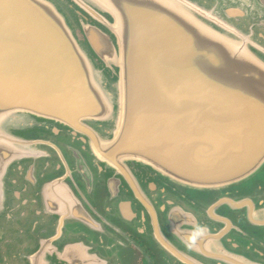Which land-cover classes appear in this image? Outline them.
Listing matches in <instances>:
<instances>
[{
	"label": "water",
	"instance_id": "water-1",
	"mask_svg": "<svg viewBox=\"0 0 264 264\" xmlns=\"http://www.w3.org/2000/svg\"><path fill=\"white\" fill-rule=\"evenodd\" d=\"M57 1L0 0V264L28 263L20 255L30 250L4 242L3 235L23 220L24 207L36 204V196L25 193L34 194L38 174L51 169L62 184L74 175L86 189L94 176L108 175L104 181L112 189L121 183L138 189L140 205L155 216L152 207L165 215L166 205L153 194L156 189L148 186L144 194L128 163L149 167L176 189L210 197L216 192L218 198L264 168V63L249 50L247 36L229 33L240 29L235 19L244 17L239 2ZM69 6L94 22L81 18V35L105 68L117 70L114 81L95 68L76 37L65 17ZM36 118L43 121L41 140L24 142L7 133L36 129L34 121L23 123ZM109 195L112 205H124L116 193ZM58 201L65 206L59 213L64 220L77 216L66 210L78 207L70 190ZM258 202L206 200L191 215L202 220L208 214L227 226L222 207L246 209L255 231H243L234 219V246L260 255L257 264H264V205L256 209ZM166 204V223H177L184 203ZM226 236L220 229L209 237L216 242ZM182 238L196 244L195 231ZM175 242L185 248L181 236ZM167 245L183 264L197 263Z\"/></svg>",
	"mask_w": 264,
	"mask_h": 264
},
{
	"label": "flooded vegetation",
	"instance_id": "flooded-vegetation-1",
	"mask_svg": "<svg viewBox=\"0 0 264 264\" xmlns=\"http://www.w3.org/2000/svg\"><path fill=\"white\" fill-rule=\"evenodd\" d=\"M232 2H239V5H242L241 11L244 12V17L235 19L240 29L233 27L229 33H240L244 37L247 36L249 50L264 63V0H232ZM72 8L73 6L68 7L72 18L70 27L76 32L79 41L83 43L95 68L101 70L109 80L114 81L117 70L105 68L91 49L87 48L81 35L79 20L87 18L90 24L94 22L80 11L81 17L77 16L75 12L78 10ZM106 18L109 20L108 17ZM97 27L104 33H108L101 26L97 25ZM110 41L113 43L114 39L110 37ZM32 121L36 124V129L32 131H18L14 134L8 128L7 133L12 134L9 136L15 140L21 138L24 142L32 139L41 140L44 132L42 130L43 121L36 118L35 120L27 119L23 123L30 125ZM29 125L23 124V128H29ZM50 126V130H60L58 126ZM27 159L28 162L33 160L32 158ZM128 167L141 182L144 194L149 195L148 186L151 189H156L153 194L157 195L160 202L166 205L163 207L165 215L155 206L152 207L155 216L148 209L142 207L139 202L138 189L132 192L123 183L116 184L118 188L112 189L113 184L104 181L108 175L94 176L89 188L86 189L79 184L74 175L70 176L73 178L72 181L66 178L62 184L59 180L61 175L51 169L50 173L41 174V178L38 174L39 179L35 183L34 194L29 195L30 192L26 191V195L36 196V204L24 207L20 211L23 212V220L17 221L15 228H10L12 231L9 233L5 231L4 242L24 245L26 249L30 250L29 253L20 255L22 260L28 262L23 264H183L178 257L169 253L166 243L184 259L197 262L194 264H232L229 262L231 260H248L253 264L258 263L260 255L241 253V248L234 246V219L238 223V228L242 227L243 231L248 229L255 231L251 227L254 224L248 221L249 216L246 215V209L232 212L222 207L220 218L229 220L230 225L227 226L215 221L208 214L204 215L202 220H196L191 213L199 210L200 202L206 200L215 203L219 200L227 202L244 198L254 202L260 200L264 205V169L259 173L260 175L253 176L251 180L249 179L240 187L235 186L223 190L218 198L216 192H213L210 197L208 193H198L179 187L176 189L169 184L166 178L161 177L149 167L129 163ZM139 181H137V185ZM65 189L70 190L78 202L76 204L78 207L66 209L68 212L77 211V216L69 215L66 220L59 215L60 212H65V206L58 201V197H62ZM79 193L84 198L75 196ZM109 193H116L124 205L118 206L113 202L115 205H112L108 201ZM246 194H249L250 197ZM52 195V199L49 197L45 201L40 198ZM173 200L176 203H184L178 209L185 214L177 219V223L167 224L166 209L168 212L169 207L166 202ZM129 202L131 205H128ZM261 203L256 204V209L263 208ZM19 227H22V231ZM220 229H223L227 236L221 241L215 242V239H211L209 236L217 233ZM192 231H195L194 241L196 244L183 243L182 237H191ZM12 232H16L17 236L11 237L10 233ZM179 236H181V242L187 245L185 248L175 242L176 237L179 238ZM203 237L206 239L203 240ZM228 241L230 244L224 245ZM203 244L205 246H202ZM219 244L223 245L221 246L222 250L223 247L226 248V253L220 252L219 248L215 250ZM244 249L249 250L248 247ZM223 252L225 251L223 250Z\"/></svg>",
	"mask_w": 264,
	"mask_h": 264
},
{
	"label": "rangeland",
	"instance_id": "rangeland-1",
	"mask_svg": "<svg viewBox=\"0 0 264 264\" xmlns=\"http://www.w3.org/2000/svg\"><path fill=\"white\" fill-rule=\"evenodd\" d=\"M52 1H54V0H52ZM55 2H58V1L55 0ZM64 15H65V14H64ZM65 17H66V19L68 20V23L70 24L71 21H72V18H71V16H70V14H69V13L66 14ZM82 37H83V36H82ZM83 39H84V38H83ZM263 169H264V168H263ZM263 169H262V170H263ZM260 172H261V171H260ZM260 172H259V173H260ZM259 173H258V175H260ZM258 175H257V176H258Z\"/></svg>",
	"mask_w": 264,
	"mask_h": 264
}]
</instances>
